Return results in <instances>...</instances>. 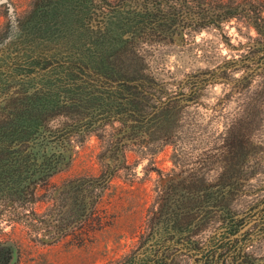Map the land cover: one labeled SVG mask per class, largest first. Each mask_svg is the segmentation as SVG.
<instances>
[{
    "label": "rangeland",
    "instance_id": "obj_1",
    "mask_svg": "<svg viewBox=\"0 0 264 264\" xmlns=\"http://www.w3.org/2000/svg\"><path fill=\"white\" fill-rule=\"evenodd\" d=\"M105 1L107 9L103 0H0V75H12L0 119L6 99L17 107L44 91L58 101L29 138L28 158L11 161L32 178L52 170L50 184L33 198L0 189V264H202L217 227L264 196V0ZM55 5L65 8L53 15ZM102 13L140 65L129 77L149 88L112 94L118 81L79 72L44 86V63L80 57L83 42L56 31L95 29ZM172 95L168 127L156 134L147 120ZM107 166L119 170L104 186ZM225 179L232 199L209 203L206 189ZM262 246L249 247L257 264Z\"/></svg>",
    "mask_w": 264,
    "mask_h": 264
},
{
    "label": "trees",
    "instance_id": "obj_2",
    "mask_svg": "<svg viewBox=\"0 0 264 264\" xmlns=\"http://www.w3.org/2000/svg\"><path fill=\"white\" fill-rule=\"evenodd\" d=\"M103 1L104 5L99 4V6L103 9H107L105 6L108 3H106L105 0ZM81 7L83 10L85 3H83ZM63 8H65V6L58 7L55 5L52 8V14H58L59 10H63ZM82 16L80 20L85 21L86 16ZM96 18H98V26L95 29L81 26L76 28V30L63 29L62 31H56L57 37L61 35L62 38H65L66 42L67 40L69 42L68 36L75 38L76 42H83L78 49L75 48L74 51L75 53L79 52L80 57L78 61L67 59V63H65V61H60L62 63L58 64L50 61L44 63L43 65L45 67L52 66L50 70L51 75H40L43 80H46L44 86L50 88L52 81L49 79H66L68 81L69 79H74L79 76L74 75V72H79L83 75L88 74L114 82L118 81L119 83H117L116 89L110 92L112 94L125 89H137L141 87L142 90H145L149 88V86L145 84H139L140 86L137 85L134 83V81L137 80L129 77V75L140 71L138 69L140 65L137 61H133L129 58L127 50L124 47L125 45L123 44V35L120 27L112 30L107 22L108 16L103 13ZM33 24L35 31L41 32L40 34L44 37H42L44 42L52 44L50 40L52 37H45V33H43L40 28V23L37 24L33 21ZM28 30V27H26V31ZM52 33V31H49L48 36ZM28 36L27 34L26 37L30 38L26 40L28 43L34 41L36 38L34 35ZM52 36L54 37L55 35L53 34ZM87 38L91 39V44L88 46V48L90 47L89 49L84 50L86 46L85 41L88 40ZM48 47H50V45H48ZM34 62L35 61H31L29 64H33ZM58 69H60V72H58ZM56 73H63L65 75H52ZM2 76H4V78ZM11 76L12 75H6L5 77V75H0V89L3 88V85L7 81V77L11 78ZM141 82L142 81H140V83ZM142 93L148 97L151 95L145 91ZM177 96L178 95H172L166 100H156L158 104L155 108H158V110L147 120V124L151 123L154 126V132L156 134H161L166 131L171 117L169 114L171 111L170 106H173L176 101L179 100V98L170 99ZM51 97L52 96L44 91H38L31 96L25 95L18 102L17 107H14V103L10 101V99H6V101H8L6 107H8L9 112L0 119V189L4 193H9L10 198L14 197L15 193L20 194L21 192H27L29 194L28 197L33 198L39 193L41 186L50 184L52 170L47 173L48 175H38V177L32 178L27 172V166H16L11 161L16 158V161L20 159L26 160L28 158L30 152L27 151L29 138L40 130L42 118L50 115L53 116L57 111L55 109L58 108V101ZM190 97L191 95H188L187 99H190ZM182 98L183 95L180 99ZM140 102L143 107L148 108V102L150 101H146L145 98L141 99ZM1 103L2 100H0V107H2ZM125 104H127L130 110L136 112L137 107H135L134 99L132 101L129 99ZM98 130L105 132L103 125L98 127ZM105 169L107 177L103 181V183L106 182L104 186L112 181L113 176H115L116 172L119 170L118 168H111L109 166ZM228 179L222 180L218 185L210 186L206 189L205 197L209 203L224 206L228 205L229 200H231L234 195L233 188L231 186L227 187L228 184H230ZM195 200H197V198ZM209 205L212 206L211 204ZM259 207L262 209L258 210ZM226 208L227 207H224L223 210L226 211ZM247 208H250V213L246 214L244 218H235L236 216L228 217L217 227L221 230L220 237L216 239V241L211 239L208 240L207 252L204 255L202 264H257L255 262L256 259L252 256L253 252L250 251L249 247L252 248L255 243H259L260 247L264 244V196L258 204H249ZM247 220H254L256 222L250 229L241 234L239 238H231L246 225Z\"/></svg>",
    "mask_w": 264,
    "mask_h": 264
}]
</instances>
